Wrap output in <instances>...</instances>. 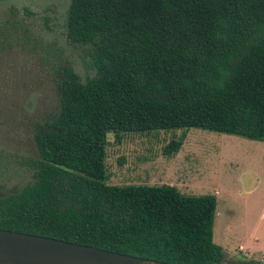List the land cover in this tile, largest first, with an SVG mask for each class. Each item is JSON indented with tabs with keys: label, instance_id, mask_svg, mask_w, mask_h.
I'll return each mask as SVG.
<instances>
[{
	"label": "trees",
	"instance_id": "1",
	"mask_svg": "<svg viewBox=\"0 0 264 264\" xmlns=\"http://www.w3.org/2000/svg\"><path fill=\"white\" fill-rule=\"evenodd\" d=\"M65 40L89 48L95 74L57 72V111L32 135L35 180L0 197V229L220 264L214 195L107 185L106 135L196 129L264 142V0H70Z\"/></svg>",
	"mask_w": 264,
	"mask_h": 264
},
{
	"label": "rangeland",
	"instance_id": "2",
	"mask_svg": "<svg viewBox=\"0 0 264 264\" xmlns=\"http://www.w3.org/2000/svg\"><path fill=\"white\" fill-rule=\"evenodd\" d=\"M70 0H0V197L34 182L32 135L57 111V72L92 78L89 48L65 40ZM184 133L177 152L162 148ZM107 185L214 195L220 264H264V142L196 129L106 135ZM218 239L220 242H218ZM241 246L242 251L237 250Z\"/></svg>",
	"mask_w": 264,
	"mask_h": 264
},
{
	"label": "water",
	"instance_id": "3",
	"mask_svg": "<svg viewBox=\"0 0 264 264\" xmlns=\"http://www.w3.org/2000/svg\"><path fill=\"white\" fill-rule=\"evenodd\" d=\"M0 264H168L0 229Z\"/></svg>",
	"mask_w": 264,
	"mask_h": 264
},
{
	"label": "crops",
	"instance_id": "4",
	"mask_svg": "<svg viewBox=\"0 0 264 264\" xmlns=\"http://www.w3.org/2000/svg\"><path fill=\"white\" fill-rule=\"evenodd\" d=\"M218 242H220V240H219V239H218ZM217 246H219V247L221 248L220 244H218ZM237 250H239V251H242V248H241V246H238V247H237Z\"/></svg>",
	"mask_w": 264,
	"mask_h": 264
}]
</instances>
